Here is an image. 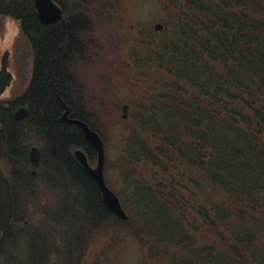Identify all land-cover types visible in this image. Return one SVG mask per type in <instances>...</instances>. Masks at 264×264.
I'll use <instances>...</instances> for the list:
<instances>
[{"label":"trees","instance_id":"16d2710c","mask_svg":"<svg viewBox=\"0 0 264 264\" xmlns=\"http://www.w3.org/2000/svg\"><path fill=\"white\" fill-rule=\"evenodd\" d=\"M31 1L0 0V15L21 21L34 53L22 96L30 114L4 126L0 147L10 160L16 151L18 178L32 179L20 181L16 210L25 216L14 223L25 227L32 263L84 264L92 231L126 224L158 264H264V0H165V29L133 52L148 74L122 118L127 220L74 154L81 148L96 165V148L62 119L66 103L102 134L74 72L90 10L65 9L67 22L48 25ZM32 145L43 152L36 175L25 170Z\"/></svg>","mask_w":264,"mask_h":264},{"label":"rangeland","instance_id":"374dc122","mask_svg":"<svg viewBox=\"0 0 264 264\" xmlns=\"http://www.w3.org/2000/svg\"><path fill=\"white\" fill-rule=\"evenodd\" d=\"M92 1L96 5L88 9L91 14L89 45L79 56L74 72L84 89L91 119L101 129L103 135L99 132L106 144V179L119 195L125 190L121 170L117 166L123 136L126 135L123 107L129 104V115L133 97L140 94V81L143 79L140 73L148 74L147 68L137 70L133 52L143 44L148 45L145 41L151 30L160 33L165 29L160 18L167 5L165 0ZM158 22L164 24L159 31L155 29ZM17 33L22 44L20 51L29 50V39L21 33L19 26ZM158 33L155 36L161 40ZM22 55V66H26L27 58L24 53ZM45 198V201L51 199V193H46ZM89 241L84 264H158L155 259H150L126 224H120L117 231L114 225H109L104 233L92 231Z\"/></svg>","mask_w":264,"mask_h":264},{"label":"flooded vegetation","instance_id":"af4514ba","mask_svg":"<svg viewBox=\"0 0 264 264\" xmlns=\"http://www.w3.org/2000/svg\"><path fill=\"white\" fill-rule=\"evenodd\" d=\"M63 9V19L57 20L53 23L43 22L36 8L35 0H32V5L36 8L38 18L42 23L53 25L57 22H67L65 9H91L96 3L92 0H54ZM96 7V6H95ZM21 21L16 20L12 16L0 15V132H4V126L8 125V122L23 121L28 118L30 114L29 107L24 104L22 98L24 92L31 85L34 78V53L32 49V43L28 40L29 50L20 51L22 44L19 42V34L13 31H18ZM22 33V31H21ZM23 34V33H22ZM22 53L25 54L26 66H22ZM11 80L10 84L7 81ZM65 107V106H64ZM21 109V111H19ZM70 112V111H69ZM64 114V113H63ZM63 119V118H62ZM32 147V146H31ZM30 147V149H31ZM30 149L28 151V162L26 166V173L35 175L34 166L30 160ZM16 151H12L11 160L9 154L2 150L0 147V165L2 166L5 174L8 176L12 195L14 200V212L11 220V224L6 230H4L0 237V264L5 261H9V257H12L10 264H33L30 259L28 248L21 236L24 226L16 227L14 223H20L19 218L17 220V202L19 200L18 187L20 181L32 185L31 178H24L21 176L19 179L17 175H22L24 171H18V161L13 158ZM23 167H20L22 169ZM19 217H24L25 213L21 211ZM29 220L25 219L24 223ZM33 224V221H31ZM19 243V247H18ZM16 258V259H15Z\"/></svg>","mask_w":264,"mask_h":264},{"label":"water","instance_id":"95a60500","mask_svg":"<svg viewBox=\"0 0 264 264\" xmlns=\"http://www.w3.org/2000/svg\"><path fill=\"white\" fill-rule=\"evenodd\" d=\"M36 8L40 19L45 23H53L57 20L63 19V9L54 0H35ZM164 24L158 22L155 25L157 31L162 30ZM11 80L7 81L10 84ZM66 111L62 118L66 119L68 123L79 125L85 134L86 140L91 143L98 152L97 164L93 166L88 158L87 153L78 148L74 151V154L85 170L93 176L98 183L104 202L106 206L113 211L118 217L123 220L129 218V214L126 211L120 196L114 191L108 184L105 176L106 168V144L104 138L100 132L94 129L87 121L72 118L69 116L70 108L64 103ZM123 117L127 118L129 104H125ZM21 111V109L19 110ZM30 160L33 166L37 167L41 164L43 152L37 145H33L30 149ZM37 170L34 169L36 174ZM14 212V200L12 195L11 183L8 176L5 174L2 166L0 165V237L4 230L11 224L12 216Z\"/></svg>","mask_w":264,"mask_h":264}]
</instances>
